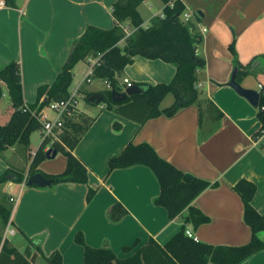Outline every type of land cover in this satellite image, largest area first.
<instances>
[{
    "label": "crops",
    "instance_id": "obj_1",
    "mask_svg": "<svg viewBox=\"0 0 264 264\" xmlns=\"http://www.w3.org/2000/svg\"><path fill=\"white\" fill-rule=\"evenodd\" d=\"M117 1L26 0L21 9L0 8V68L11 61L21 65L24 80L29 78L31 82L29 87L26 81L23 86L27 104L36 103L40 86L54 83L70 55V43L82 37L88 26H115L112 12ZM158 1L146 0L140 5L144 27L154 17L163 15L165 5ZM181 1L191 15L197 16L198 20H191L197 22V32L203 37L197 47V54L206 60V68L199 74L202 104L181 109L173 117L149 119L144 124L108 109L105 104H95L85 115L94 120L73 150L88 169L87 184L62 182L41 188L11 181L1 185L3 193L15 190L19 197L11 216L14 237L19 239L17 244L9 242L20 252L21 248L29 251L33 264H47L44 257L55 252L62 255L65 264H85L84 247L75 241L78 233L84 235L89 246L108 245L119 259H126L151 239L163 247L179 232L188 210L170 219L166 208L154 204L161 189L150 168L138 165L109 170L110 159L119 156L130 143H148L161 158L180 170L218 183L192 203L210 218L209 223L196 229L193 224L186 225L198 241L241 246L251 240V228L243 218L244 204L234 187L241 179L256 183L258 189L252 204L264 215V135L254 139L261 127L258 108L229 86L235 68L230 46H235L239 61L249 72L242 79V86L260 91L264 88V0ZM147 6L149 10L154 6L158 9L145 18ZM133 30L126 29L128 35ZM175 74L174 64L138 55L122 73L121 92L128 88L126 78L133 86L157 85L170 83ZM92 82L83 84V98L110 88L102 79L98 86ZM28 90L34 91L35 100L27 101ZM206 101L216 108H210ZM217 110L222 112L221 118ZM12 112L10 108L6 122L0 118L2 125L10 121ZM208 112L213 115L209 117ZM115 123L120 125L118 129L114 128ZM14 149L0 156V175L10 166L14 168ZM17 161L22 160L18 157ZM30 164L24 169L25 176ZM66 166V157L58 153L39 168L47 174H59ZM91 188L97 189V193L88 203ZM115 204H121L128 212L119 222L108 216ZM260 238L264 240V232ZM134 245L132 251H125L124 248ZM246 264H264V250Z\"/></svg>",
    "mask_w": 264,
    "mask_h": 264
},
{
    "label": "trees",
    "instance_id": "obj_2",
    "mask_svg": "<svg viewBox=\"0 0 264 264\" xmlns=\"http://www.w3.org/2000/svg\"><path fill=\"white\" fill-rule=\"evenodd\" d=\"M145 1L118 0L114 3L112 15L115 26L111 29L88 26L82 37L70 43V55L54 83L38 88L37 101L34 104H27L24 100L21 65L11 61L0 68V99L3 97V84H5L8 87L13 109L10 121L5 125L0 123V156H4L10 148L17 147L19 152L27 155V158H33L27 173L28 177L42 173L54 179V184L88 183V169L73 154V150L89 129L93 118L84 115L79 122H67L61 135V142L51 146L67 159V166L62 173L47 174L39 168L40 164L48 159L45 150L48 142L43 141L34 155L28 156V150L32 133L41 127V123L32 112L43 110L53 101L67 99L76 65L98 56H100L99 65L94 68L93 78L106 81L110 87L101 93L104 97L103 104L129 119L144 124L149 119L162 115L173 117L181 109L202 104L201 92L198 89L199 74L205 70L206 60L197 54V47L203 41V37L197 32V22L191 20L194 17L198 20L197 16L186 20L184 14L187 8L181 0H160L165 5L163 15L154 17L150 24L144 27L139 7ZM5 2L8 7H16L15 0H5ZM128 27L134 29L129 35L126 31ZM230 50L235 67L239 68L238 81L241 83L249 72L239 61L233 44ZM138 55L174 64L176 74L173 80L168 84H137L136 86L142 90L141 93L128 96L122 102L113 101L112 89L120 92L123 90L120 85L122 73L128 65L134 63ZM260 94L257 117L261 127L254 135L255 140L264 135V88H261ZM168 95H173V104L161 108L163 100ZM91 96L92 94L87 95L85 100L95 105L89 102ZM206 104L210 108H216L212 102L206 101ZM209 112L208 116L211 117L213 114ZM217 114L218 118L223 116L219 110ZM119 127L118 123L114 124V128ZM138 165L150 168L155 175L161 192L155 198L154 204L166 208L170 219H175L186 209L188 210L184 225L163 247L151 239L146 246L126 259H119L108 245L100 248L89 246L85 242L84 235L78 233L75 241L84 247L85 264H159L160 262V264H246L254 255L264 250V240L260 238V233L264 232V215L260 214L252 204L258 189L256 183L241 179L234 187L244 204V221L251 228L252 236L249 243L241 246L210 245L187 236L186 225L193 224L196 229L210 222V218L192 203L207 189L217 187L218 183L189 176L188 173L161 158L148 143L127 145L119 156L110 159L109 170ZM25 178L24 170L10 166L0 175V186L11 181L23 183ZM96 193L97 189H89L88 203L94 199ZM12 212V206L6 208L0 203V216L5 227L11 220ZM127 213L121 204H115L108 216L112 221L119 222ZM136 245L124 249L132 251ZM0 247V264H33L31 253L20 252L8 239L3 241L0 237ZM44 259L47 264H65L59 252Z\"/></svg>",
    "mask_w": 264,
    "mask_h": 264
},
{
    "label": "built area",
    "instance_id": "obj_3",
    "mask_svg": "<svg viewBox=\"0 0 264 264\" xmlns=\"http://www.w3.org/2000/svg\"><path fill=\"white\" fill-rule=\"evenodd\" d=\"M5 0H0V8L5 7ZM193 15L185 14L184 18L187 20L191 18ZM206 32V29L203 30ZM100 56L91 59L92 64L89 70L85 73V78L83 82H81L80 86L75 90H70V95L67 99L61 101H53L43 110L36 112L33 111L32 114L35 118L39 120L41 123V127L39 129L40 134L43 137V141L48 142L46 147L47 150L51 148V146L56 142H61V135L63 134L67 122H79L81 120V116L83 112L79 109L80 99H81V88L84 83H91L94 68L99 65ZM124 83L127 87H132L133 83L129 79H124ZM35 154V153H34ZM28 181V176H26L24 180V184ZM10 201L14 204L13 211L15 210L17 203L19 201V197H10ZM16 234V230L12 227V221L10 220L9 224L6 227L4 240L8 239V236H14ZM186 235L193 238L195 241H198V238L194 235V233L190 230H186Z\"/></svg>",
    "mask_w": 264,
    "mask_h": 264
},
{
    "label": "rangeland",
    "instance_id": "obj_4",
    "mask_svg": "<svg viewBox=\"0 0 264 264\" xmlns=\"http://www.w3.org/2000/svg\"><path fill=\"white\" fill-rule=\"evenodd\" d=\"M160 1V0H159ZM158 1V2H159ZM162 3L160 2V5ZM158 4V6H160ZM149 7L147 6V9ZM157 6H154V8L152 10H149L147 11L146 9H144V15H145V18L147 17L148 13H155L157 11ZM190 10L187 9L185 14H190ZM184 14V15H185ZM143 18V17H142ZM91 64H92V61H90L89 64H86L84 61H81L75 68H74V74H75V77H74V80H73V83H72V86L70 88V90H75L77 89L81 82H83L85 76V72H87L89 70V68L91 67ZM22 72V70H21ZM26 81V84L30 85V80L29 78H25L24 80V77L22 76V83H23V86H24V83ZM92 83L94 86H98L101 84V79H98V78H92ZM88 83H85V85H87ZM3 97L0 99V118L3 120L5 119L4 122L7 121L8 119V112H9V109L11 108V101H10V97H9V92H8V87L4 84L3 85ZM81 95V99H80V105H79V109L81 110V112L84 113V115H89L90 114V108L95 106V105H92V104H89L85 98H83V95L82 93H80ZM26 99L27 101H31L32 99L35 100V93L34 91L32 92V90H28L27 91V96H26ZM174 102V97L173 95H168L162 102L161 104V108H166V107H170ZM103 104V103H102ZM82 115V116H84ZM81 116V117H82ZM1 123V121H0ZM43 142V137L42 135L40 134V131L37 130L35 132L32 133L31 135V142H30V146H29V150H28V156H30V153L32 152H35L39 149L41 143ZM62 154V153H60ZM63 155V154H62ZM20 157L22 161H17V158ZM11 159H12V162H15L13 165H14V168L18 169V170H24L26 165L32 161L33 158L29 159L27 158V155L19 152V150L17 149V147H15L14 151L12 152V156H11ZM14 160V161H13ZM3 174V173H2ZM1 174V175H2ZM9 194H11L12 197H15V198H18L17 196V192L15 193V190H11V191H1L0 190V203L5 206L6 208H9V205L14 207V204L10 201V198H9ZM5 231H6V227L4 226L3 224V220L0 216V237L2 238V240H4V236H5ZM18 239H19V236H8V240L11 241L13 244H17L18 243ZM21 247V246H19ZM1 248V247H0ZM21 251L23 253H25V250H23V248H21Z\"/></svg>",
    "mask_w": 264,
    "mask_h": 264
},
{
    "label": "water",
    "instance_id": "obj_5",
    "mask_svg": "<svg viewBox=\"0 0 264 264\" xmlns=\"http://www.w3.org/2000/svg\"><path fill=\"white\" fill-rule=\"evenodd\" d=\"M25 2L26 0H16V6L21 9L23 8ZM238 72H239V68L235 67L231 76V80L229 82V86L232 87L240 96L248 100V102H250V104L254 108H258L261 97L260 91L242 86V84L238 81ZM141 92L142 90L136 85L126 88L123 92L112 89V99L115 102H122L128 96L139 94ZM103 101H104V97L101 93L93 94L89 98V102L95 103L96 105L102 104ZM57 154L58 151L54 148H50L49 150H47L48 158H55ZM189 176L192 175L189 174ZM53 183H54V179H50L42 173H36L28 177V181L26 184L27 186H37L44 188V187L52 186Z\"/></svg>",
    "mask_w": 264,
    "mask_h": 264
}]
</instances>
